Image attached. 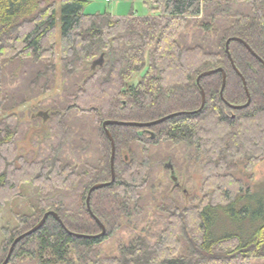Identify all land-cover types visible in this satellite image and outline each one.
<instances>
[{
  "label": "trees",
  "instance_id": "obj_1",
  "mask_svg": "<svg viewBox=\"0 0 264 264\" xmlns=\"http://www.w3.org/2000/svg\"><path fill=\"white\" fill-rule=\"evenodd\" d=\"M150 3L156 14L116 16L86 13V0H61L59 30L57 0H0V209L11 216L1 226L0 264L15 238L50 210L63 223L49 215L16 245L8 264H264V200L249 240L212 236L216 216L242 219L254 208V193L234 171L239 163L250 171L264 160V63L244 43L230 42L251 93L249 106L232 108L229 103L245 104L248 96L227 41L244 39L264 60V0ZM101 56L103 64L93 68ZM58 59L63 95L53 97L46 127L33 139L38 148L23 150L19 142L31 124L12 110L53 88ZM220 67L227 73L226 101L221 71L198 84L202 72ZM201 86L207 100L198 112L152 126H108L116 143V180L91 196L107 232L71 234L102 232L87 197L94 184L112 179L104 121L148 122L198 110ZM37 118L44 121L45 115ZM162 147L170 151L163 156L180 153V169L205 155L204 195L189 206L167 198L152 208L159 218L154 226L122 244L119 254L101 255L106 239L150 216ZM170 180L179 189L171 169ZM25 197L26 208L15 210Z\"/></svg>",
  "mask_w": 264,
  "mask_h": 264
},
{
  "label": "rangeland",
  "instance_id": "obj_2",
  "mask_svg": "<svg viewBox=\"0 0 264 264\" xmlns=\"http://www.w3.org/2000/svg\"><path fill=\"white\" fill-rule=\"evenodd\" d=\"M58 1L57 6V16H58V29L60 30V17H61V0ZM87 5L85 7V12L89 14H100V13H111L113 15H153L156 14L152 10V5L150 0H86ZM61 59H58L56 68L55 85L53 88L47 92H44L38 96L30 97L25 103L21 104L17 108H14L12 112H18L24 114L22 120L23 122H30V127L28 129V134L25 139L19 142L21 149L30 151L36 150L38 147L33 143V139L37 136V133L42 132L46 127L45 122L47 119L42 121L41 118L43 113L51 111L50 105L52 103L53 97L56 95H63L65 79L63 77ZM42 113V114H40ZM36 117L37 119H33ZM33 120V121H32ZM158 152V150H156ZM170 151L165 147L160 150V156L163 158H158L155 160V170L153 172L154 182L159 186L156 190L157 192L154 201H150L148 206L152 209L154 206L163 203L167 198L174 200L179 203V200L184 202L187 206L192 205L195 201L193 198L199 200L203 195V182L205 179V173L203 171L204 165V154H200L194 158V162L186 160L183 163V168L180 169L177 160L180 157V153L177 154L175 158L169 156H163ZM187 154V153H183ZM169 157V158H168ZM164 158H168L165 159ZM177 159V160H176ZM174 162L177 166V176L176 183L179 185V189H174V184L170 180V169L165 168V163ZM194 163V164H192ZM192 166L189 168V165ZM238 178L243 179L246 187L254 193L255 201H252V211L250 215L242 219L225 218L222 216H216L214 218L212 236L221 237L229 234H238L243 241L250 239L258 224L260 223L259 204L264 200V160L259 161L254 165V167L249 171L245 168L243 163H239L238 168L234 171ZM28 197L16 201L14 204L16 206L15 210L19 208L24 210L26 208V202ZM152 200V199H150ZM10 212L8 209H0V243L3 239V234L1 231V226L7 224L10 220ZM159 220L156 218L155 208L150 212V216L142 222L138 221V227L132 228L133 230H122L116 234L115 237L106 239L101 245L100 253L103 256H112L119 254V249L122 244H127L130 240L137 234L141 233L144 228H147L149 224L153 225ZM154 226V225H153ZM156 227V226H155ZM155 230V228H153Z\"/></svg>",
  "mask_w": 264,
  "mask_h": 264
},
{
  "label": "water",
  "instance_id": "obj_3",
  "mask_svg": "<svg viewBox=\"0 0 264 264\" xmlns=\"http://www.w3.org/2000/svg\"><path fill=\"white\" fill-rule=\"evenodd\" d=\"M232 40H237V41H240L242 43H244V45L251 51V53L256 56L261 62L264 63V60L262 59V57H260V55H258L256 53V51H254V49L250 46V44H248L244 39L240 38V37H231L228 39L227 41V51L229 53V56L231 58V61L233 63V67L235 68V70L237 71V73L242 77L243 79V82H244V86H245V89H246V92H247V96H248V101L245 103V104H242V105H235V104H230L229 105L232 107V108H237V109H240V108H244V107H247L250 105L251 103V93L249 91V88H248V85H247V81H246V78L243 76V74L241 73V71L237 68L236 64L234 63V60L230 54V48H229V45H230V42ZM104 62V58L103 56H101L99 59H97L96 61L93 62V68H96L97 65L99 64H103ZM221 71L222 74H223V85H222V89H221V95H222V98L225 100L224 98V89L226 87V83H227V73L225 71L224 68L220 67V68H216V69H210V70H206L204 72H202L199 77H198V84L200 85V80L202 77L204 76H207V75H210V74H214L216 72H219ZM201 91H202V105L201 107L198 109V110H195V111H179V112H174V113H171L169 115H166L164 117H161L159 119H156V120H153V121H148V122H139V121H120V120H112V119H109V120H106L104 121L103 123V127L112 143V155H111V171H112V179L110 181H107V182H100V183H96L94 184L91 189L89 190V194H88V197H87V206H88V209L91 213V215L96 219V221L99 223V225L101 226L102 228V232L97 234V235H88V234H83V233H75L73 231H70L71 234H74V235H77V236H81V237H88V236H104L107 232V229H106V226L104 225V223H102V221L96 216V214L93 212L92 210V207H91V196H92V193L94 190L96 189H99V188H102L104 186H107L111 183H113L115 180H116V170H115V157H116V143H115V140H114V137L111 133V131L109 130L108 126L110 124H119V125H127V126H152L154 124H158V123H161L165 120H167L168 118H171V117H174L176 115H179V114H183V113H194V112H198L200 111L206 104V100H207V96H206V92L204 90V88L201 86ZM226 101V100H225ZM42 114V113H40ZM43 115H45V119L48 118V111L43 113ZM167 168H170L171 171H172V178L174 181H176L177 179V176L175 175V170L173 168V165L171 162L167 163L165 165ZM54 215L57 217V219H59V221L61 223L62 220L60 219L59 215L55 212V211H48L44 214L43 218L41 219V221L39 223H37L33 228H31L30 230L22 233L21 235H19L18 237L15 238V240L13 241L10 249H9V252L5 258V260L1 263V264H8L11 257H12V254L15 250V247L16 245L23 239L25 238L26 236L34 233L35 231H37L39 228H41L49 215ZM64 225V224H63Z\"/></svg>",
  "mask_w": 264,
  "mask_h": 264
}]
</instances>
